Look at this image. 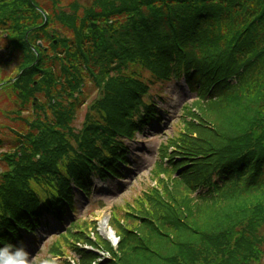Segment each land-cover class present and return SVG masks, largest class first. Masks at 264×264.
<instances>
[{
    "label": "trees",
    "instance_id": "obj_1",
    "mask_svg": "<svg viewBox=\"0 0 264 264\" xmlns=\"http://www.w3.org/2000/svg\"><path fill=\"white\" fill-rule=\"evenodd\" d=\"M64 1L0 0V47L10 52L1 60L23 72L13 86L19 99L31 97L30 87L60 96V80L66 98L48 120L29 121L18 150L0 156V252L24 241L19 226L36 233L46 216H66L72 180L88 191L93 171L119 175L120 138L155 115L149 106L140 116L149 85L177 75L198 98L161 147L163 193L148 188L128 205L126 223L116 219L119 256L104 241L114 259L101 264H264V0ZM48 51L63 70L51 71L58 64ZM86 78L103 91L76 133ZM90 236L75 239L95 245ZM70 247L78 264L99 258Z\"/></svg>",
    "mask_w": 264,
    "mask_h": 264
},
{
    "label": "rangeland",
    "instance_id": "obj_2",
    "mask_svg": "<svg viewBox=\"0 0 264 264\" xmlns=\"http://www.w3.org/2000/svg\"><path fill=\"white\" fill-rule=\"evenodd\" d=\"M66 4L68 0L64 1ZM85 5H92L93 0H81ZM15 67L12 65L6 66L0 75V80L5 77L10 76L14 73ZM14 84H6L5 86L0 87V122L3 123L2 134L4 136L5 143L14 145L13 141L8 135L11 134V129L19 128L22 131V128H25V122L21 119L20 114L11 113V110H16L17 107L22 106L25 102L22 103V100L19 99L17 92L13 88ZM162 88L160 85H155L152 95L154 96L157 91ZM91 89V88H90ZM164 95L163 99H157L159 105V112L162 113L164 122L157 123L153 122L150 126L144 128V132H139L137 134V141H125L127 142L128 151L131 153V162L133 166L130 170L125 169L123 172L122 178L120 179H110L107 182H100L99 187L96 192L91 196V199L79 196V212L76 219L82 220H94L97 223L90 224L88 229L92 231H97L99 229L101 235L108 241H114V244H117L115 240V232L109 227V222L111 220V225L116 227L117 220H121L125 210L128 209V204L133 203L137 199V195L141 192V189L144 186H152L157 183V175L151 174V169L155 164V161L158 160V149L161 146V143L167 142L168 139L172 136L177 135L181 126L183 125L181 113L184 110L182 107L186 101L189 103L195 98V94H190L187 91L186 86L181 82V84L172 83L170 85L164 84ZM92 95L88 99L89 102L94 99L97 95L98 90L95 91L91 89ZM88 105H84L81 108L75 118V124L80 128L83 125L85 115L87 113ZM166 109V111H164ZM3 111V112H1ZM168 111V113H167ZM1 136V133H0ZM5 166V163H1ZM100 202H103L102 206ZM136 217V216H133ZM116 218V219H115ZM63 230H59V234ZM97 231V235L98 232ZM55 231H49L43 237L41 236L40 243L37 246V252L30 250H25V261L26 264H32L35 261V264H47V257H49V248L52 245L51 243L55 240L56 237H53ZM115 234V235H114ZM99 236V235H98ZM38 239V240H39ZM99 242L102 240L99 239ZM67 245V244H66ZM65 245V246H66ZM41 248V253H40ZM33 249V247H32ZM37 256V257H36ZM19 257H16L10 264H16L19 260ZM58 260V259H57ZM56 260V261H57ZM264 262V259H263Z\"/></svg>",
    "mask_w": 264,
    "mask_h": 264
},
{
    "label": "clouds",
    "instance_id": "obj_3",
    "mask_svg": "<svg viewBox=\"0 0 264 264\" xmlns=\"http://www.w3.org/2000/svg\"><path fill=\"white\" fill-rule=\"evenodd\" d=\"M16 257H19L20 259L16 262V264H26V261L24 259L25 253L23 250H18L14 254Z\"/></svg>",
    "mask_w": 264,
    "mask_h": 264
}]
</instances>
